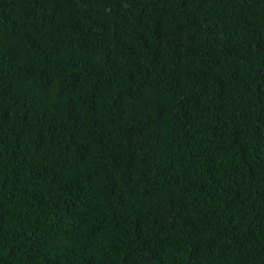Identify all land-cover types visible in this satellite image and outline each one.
<instances>
[{
  "label": "trees",
  "instance_id": "obj_1",
  "mask_svg": "<svg viewBox=\"0 0 264 264\" xmlns=\"http://www.w3.org/2000/svg\"><path fill=\"white\" fill-rule=\"evenodd\" d=\"M0 264H264V0H0Z\"/></svg>",
  "mask_w": 264,
  "mask_h": 264
}]
</instances>
